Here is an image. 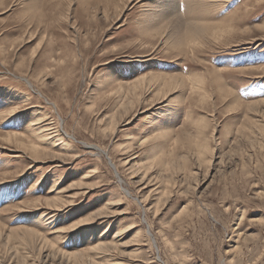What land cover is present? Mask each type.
<instances>
[{"label":"rangeland","instance_id":"obj_1","mask_svg":"<svg viewBox=\"0 0 264 264\" xmlns=\"http://www.w3.org/2000/svg\"><path fill=\"white\" fill-rule=\"evenodd\" d=\"M91 2L0 0V264H264V0Z\"/></svg>","mask_w":264,"mask_h":264},{"label":"bare ground","instance_id":"obj_2","mask_svg":"<svg viewBox=\"0 0 264 264\" xmlns=\"http://www.w3.org/2000/svg\"><path fill=\"white\" fill-rule=\"evenodd\" d=\"M85 1V0H84ZM92 0H86V3H85V5H84V7H85V9H89L90 7L91 8H93L92 7V2H91ZM122 1V0H121ZM129 1H132V0H125V2H127V3H129L130 4V2ZM139 1V0H138ZM161 1V6L163 7L164 6V9L162 8V11L163 12H161V10H160V12L159 13H157L156 15H155V17H153V19L155 20V21H153L152 22V27L151 26H149V29L150 28H153V29H155L156 28V25H158V24H160L161 22L160 21H162V19H164V20H166V18H168L170 21L169 22H171V23H174L175 22V24H173V26L175 25L176 26V30H175V33L177 34V36L179 37V39H177V40H175L176 42L175 43H179V42H181L182 40L184 41V39H185V37L186 36H188L189 34L188 33H191V35H199V34H196V33H198V32H196V31H198V30H204V29H198V27H200L199 26V22L197 21V19H196V22H194V19L193 20H184V17H183V13L181 12H179V4H178V2H179V0H160ZM183 0H181V2H182ZM120 2V1H119ZM98 3V2H97ZM109 3H112V0H104V3H103V5L102 6H106L107 4H109ZM126 3V4H127ZM96 4V3H95ZM95 4H93V5H95ZM125 4V3H124ZM125 4V5H126ZM160 5V4H159ZM109 6V5H108ZM160 6V7H161ZM101 7V6H100ZM103 8V7H102ZM105 8V7H104ZM108 8V7H107ZM119 8H120V5H119ZM118 8V9H119ZM122 8H124V7H122ZM102 10V9H101ZM103 11V10H102ZM104 11H106V8L104 9ZM95 12V11H94ZM106 12H108V11H106ZM158 12V11H157ZM109 13V12H108ZM151 13V12H150ZM153 13V12H152ZM155 13H156V11H155ZM105 16V18H107L108 19V15H107V13L106 14H104ZM94 16V15H93ZM151 17V16H150ZM116 18H119L118 16L116 17ZM162 18V19H161ZM161 19V20H160ZM103 20V19H102ZM173 22H172V21ZM113 22V21H112ZM144 22V21H143ZM142 22V23H143ZM198 22V23H197ZM146 23V25H147V22H145ZM170 23V24H171ZM161 24H163V23H161ZM143 26H144V23H143ZM159 27V26H158ZM91 28V27H90ZM95 28V27H94ZM171 28V27H170ZM157 29V28H156ZM174 28H172V30H173ZM152 30V29H151ZM173 32V31H172ZM171 32V33H172ZM172 34H174V33H172ZM82 36V35H81ZM169 36H171V34L169 35ZM91 37V36H90ZM172 37H173V35H172ZM176 39V38H175ZM174 40V39H173ZM181 46V45H180ZM165 83V82H164ZM136 85V84H135ZM160 85H161V83H160ZM165 86V85H164ZM136 89V88H135Z\"/></svg>","mask_w":264,"mask_h":264},{"label":"snow or ice","instance_id":"obj_3","mask_svg":"<svg viewBox=\"0 0 264 264\" xmlns=\"http://www.w3.org/2000/svg\"><path fill=\"white\" fill-rule=\"evenodd\" d=\"M81 223H84L83 221H81Z\"/></svg>","mask_w":264,"mask_h":264}]
</instances>
